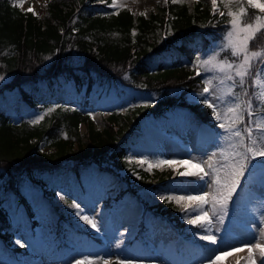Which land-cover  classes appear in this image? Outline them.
<instances>
[{
    "label": "trees",
    "instance_id": "1",
    "mask_svg": "<svg viewBox=\"0 0 264 264\" xmlns=\"http://www.w3.org/2000/svg\"><path fill=\"white\" fill-rule=\"evenodd\" d=\"M110 3L111 0H50L48 13L40 17L14 7L12 0H0V76L8 77L0 82V98L14 92L6 101L0 99V264H20L26 252L12 246V238L24 225L6 205L11 193L20 195L26 176L42 174V180L47 181L68 173L83 204H96L107 190L115 188L118 197H138L130 176L121 173L129 167L122 141L130 137L128 133L138 139V133L132 132L135 128L147 127L142 131L146 137L140 148L155 155L166 137L164 120L168 124L165 128L192 125L201 140L225 142L212 110L188 100L191 95H199L207 77L193 75L194 66L200 65L194 61L197 56L204 59L218 50L230 19L229 8L237 11L244 7L249 15L264 13L247 4L233 3L227 8L221 4L225 10L221 17L218 12L212 14L210 0H199L193 10L186 2L174 4L168 0L158 4L149 15H135L127 7H107ZM228 54L225 51L222 56ZM116 81L136 93L131 102L114 105L104 119L103 129L96 128V121L89 115L88 99L83 106L75 107L59 102L56 95L60 87H77L79 92L86 86L90 94ZM137 93L150 96L142 101ZM239 99L243 105L244 96ZM40 109H46L43 119L33 123L34 113ZM150 116L160 123L159 128L146 124ZM232 138H236V145L239 138ZM42 144L55 149L43 151ZM235 148L243 151L239 146ZM140 171L144 178L151 175ZM91 173L92 177H100L102 184L91 191L90 197L85 180ZM167 175H156V189L168 191L177 187L178 180L167 181ZM108 199L103 200L107 203ZM164 205L162 202L151 208L145 203L152 217L165 214L169 222L182 223L175 207L171 203ZM43 214L31 220V242L40 243V233L34 227L45 222L48 233L44 245L58 250L56 264H63L66 238L71 237L83 238V257L99 256L106 260L120 250L113 247V240L128 250L149 252L142 239L149 219L134 237L113 238L112 243H104L97 236L76 229L57 205ZM28 215H35L30 206ZM118 256L113 264H118ZM105 260H93V264H105Z\"/></svg>",
    "mask_w": 264,
    "mask_h": 264
},
{
    "label": "rangeland",
    "instance_id": "2",
    "mask_svg": "<svg viewBox=\"0 0 264 264\" xmlns=\"http://www.w3.org/2000/svg\"><path fill=\"white\" fill-rule=\"evenodd\" d=\"M197 1L198 0H185V2L190 6L191 10H193L194 4ZM162 2H164V0H119L116 8L127 6L136 15L141 13L149 15L150 12ZM47 3L48 0H39L38 3L36 2V0H26L24 9L32 7L36 14H39V16L43 17L48 13ZM260 15L264 16L262 14ZM209 69H211V65H208L205 68L206 74L213 75V72L209 71ZM214 73L218 74L217 81H211L209 87L216 88L215 94L217 96H220L222 99H227L228 86L232 82L225 80V82L221 84L220 77H222L223 74L219 73L218 71ZM0 77H3L2 79H0V82H3L8 78L7 76L3 75ZM122 89L123 86L121 84L106 86L102 89V94L100 97H97L95 93L92 92L90 96V101L92 103L91 108L93 109L92 113L99 123L97 124L96 128L103 129L104 122L102 123V117L108 115L111 105L122 100L130 101L132 99L135 90H133L132 88H127L126 91H123ZM84 92L85 88L83 87L81 93ZM12 95H14L13 91L7 93L3 98L1 97L0 99L6 101ZM58 95L59 101L75 102L78 96V92L76 91L75 87H72L71 89H69V91L59 89ZM148 96L150 95L144 94L141 96V99L145 100ZM197 101L198 100L194 97H191L189 99V102L192 103ZM217 104L221 105L218 108V113L221 116V120L227 124L229 118H231L230 115L232 114L228 113L227 115H225V109L221 104V101H217ZM44 113L45 109L36 111L34 120H36L37 116H42ZM147 123L150 126H158V123L153 118L147 119ZM166 124L167 122H163V126H165ZM85 131L86 126L84 125L83 132ZM169 131L170 133L168 134L165 141L160 143V153L158 150V155L155 158L151 155V153L148 152L145 153L144 156L140 154V150L138 147L142 142H144V135L140 134L136 141H133L131 139L122 141V145L128 151L127 161L129 164V168L127 170L123 169L122 173L131 176V181L135 183L138 189V193L140 194L139 200L132 196L112 199V197L116 194V191L112 190L109 193V197L111 198L109 199L110 206H105L102 203L97 204V206L91 204L83 206L74 195L75 190L71 185L70 179L67 174H64L60 178L50 179L43 184H41L37 180L38 178H42V174H37L34 177L26 176L23 179L22 185L20 187V195L11 193L6 200L8 211L12 215H14L15 219H18L24 225V228L14 235L12 239V245H31L35 248L36 252L39 251L35 254H24L20 263L54 264L56 257L55 253L51 249L45 248V246L43 245V238L39 246L32 243L30 240L33 229L31 220L38 216L42 217V215H44L43 213L45 212L53 211L54 205L60 206V208L68 215L69 220L72 221L77 228L90 231L94 234L96 233L102 235V230L106 231L105 227L108 225L109 221L111 223L112 233L106 231V234L109 233L110 239L115 237L117 240H121L126 236L134 235L140 228L144 216L146 215L145 217H149V214L147 212L142 214L141 200L149 201L151 205H155L159 201H161L159 199L161 195H167L170 193H174L177 195L186 193L195 194V192L200 188L198 182H193L195 178H182L177 190L170 188L168 191H159L155 188V186L153 187L152 184L154 183V180L157 179L156 175H159L161 172H168L170 171V169H173L174 171L173 173H170V175H178V172L185 171V167L179 166L177 168H170L168 166H161L149 169L148 162H155L160 158L192 159L193 162H199L202 160H206L209 155H211L214 151H217L219 144L213 141L205 142L204 140H197V131L195 132L191 127L175 125L174 127L170 128ZM234 140H236V138L231 139L230 136L229 140L225 141L226 144L224 147L226 148V152H228V154H234L232 150L229 151V148L233 150L236 149L235 147H229V145L234 144ZM168 148H171L174 152L182 151L185 155L176 157V154H166L165 151ZM41 149L48 152L54 150L55 148L42 144ZM184 149H187L188 151L186 152ZM236 151L238 150L236 149ZM140 157H146L148 162L140 164L138 162V158ZM218 158L219 157H214V160ZM235 158L239 159V157ZM212 162L213 161H209V163ZM256 164L258 163H253V168H248L247 171H249V174L245 175L244 177L245 184L243 181V187H245L246 191L245 199L253 203L255 208H251L250 206L247 207V203L240 202V205H242V209L239 208L235 213L231 212L228 215L232 201L225 206L222 213L219 208L214 211L211 205L205 206L206 210L209 212V216L212 217V224L206 225V227H208L212 233H215L217 235L219 240V243L217 245H211L205 241L200 240L198 238V233L201 232V229L199 228L200 232L195 231L190 238L192 241H196L194 242L195 244L201 245H198L199 247H195L194 244L185 242V239L180 234H178L176 230L166 221H164L163 219H154L150 224V228L146 232H143V234L145 237L144 240H146L151 247L157 246L156 252L143 255L136 250H128L127 248H124L123 246H121V244H119L121 259L132 261L133 264H205V261L211 258L217 251L226 250L227 246L235 243L238 240L239 242H237L233 246L239 247L244 242L252 241L255 235V231L251 232L247 231L246 229H242L237 225V223L243 221L241 222L243 225L250 226V224L248 223H251L252 225H255V227H258L260 223V217L264 215V167H254V165ZM138 169L149 171L155 174V176L144 178L143 174ZM187 170L193 172L196 171V169L190 167ZM77 181L79 182V180ZM79 184L81 185L80 182L78 183V186ZM101 184L102 182L100 177H92V174L86 175L85 186L87 188L94 191L97 187H100ZM47 191H51V193H47ZM23 197L25 200H23ZM73 201H76V203L81 205V208L84 210V214H87L89 217L94 218V223H96L99 230L93 229L90 225L86 224L79 218V216L76 215L77 210L71 206ZM172 202L177 205L178 209H181L182 218L186 222L184 216V212L187 208L186 202L181 201L177 203L175 200H172ZM28 206L32 207L35 211V215L32 218L28 215ZM193 208H195V205H193ZM221 215L222 218L218 219L217 217ZM133 217L136 218L135 221H133ZM34 228L39 233H41V237H44V235L47 233L46 224L37 225ZM217 228L220 229L219 232H216ZM235 235H242L246 239H234ZM176 240L181 242V250L179 252H176L173 248V242ZM17 241H20V244H17ZM66 242L68 244V248L66 251V257L64 258V264H73L74 260L81 259V253L83 249V243H81L82 239L67 238ZM262 242H264V240H262ZM38 247L40 249H38ZM148 256H150V259L147 258ZM254 256L255 258H257V264H260L258 251H256ZM222 263L227 264L228 262L226 260H222ZM107 264H112L111 259L107 260Z\"/></svg>",
    "mask_w": 264,
    "mask_h": 264
},
{
    "label": "snow or ice",
    "instance_id": "3",
    "mask_svg": "<svg viewBox=\"0 0 264 264\" xmlns=\"http://www.w3.org/2000/svg\"><path fill=\"white\" fill-rule=\"evenodd\" d=\"M12 2L14 7L36 15L32 7L24 9L26 0H12ZM98 2L106 3V0H98ZM118 2L119 0H111L107 7L116 9ZM164 2L167 3L168 0H164ZM184 2L185 0H172L174 4ZM218 3L223 4L226 8L233 3L237 5L247 4L252 9H258L259 12L264 13V0H210L213 15L219 11ZM141 14L144 15L145 13ZM220 16L223 17L224 13L220 12ZM227 16L230 19L225 25L226 30L218 50L213 51L204 59L197 56L194 61V64L199 62L206 67L211 65L209 71L213 73L217 71L222 73L221 84L225 80L232 82L228 86L227 99L217 96L215 94L216 88L208 86L214 78L209 75L204 80L205 86L199 93L198 102L212 110L213 118L217 121L216 127L224 133V141H228L230 136L239 138L235 146L229 145V147L239 146L243 148V151H235L234 154L226 155V148L221 145L206 160L199 162H193L192 159L163 158L157 159L155 162H148L146 157L138 158L140 164L148 162L149 169L161 166L170 168L184 166L185 171L178 172L179 177L195 178L193 182H198L200 185L195 194L177 195L170 193L161 195L159 199L161 201L175 200L177 203L186 202L187 208L184 212L186 222L193 227L200 228L201 232L198 233V238L211 245H217L219 240L217 235L206 227V225L212 224V217L209 216L205 206L211 205L214 211L219 208L222 213L225 206L234 200L235 194L242 184V178L247 174L248 168L253 166L252 162L257 158L264 160V41L261 40V37H264V16L255 13L249 15L244 7H239L237 11H232L229 8ZM253 44H256L255 48L252 47ZM225 51H228L229 54L222 56ZM196 75H203L199 68L196 69ZM2 78L0 77V79ZM241 96L247 98L243 105L238 102ZM217 101H221L225 115L232 114L227 124L221 120L218 113V108L221 105L217 104ZM89 115L92 116L91 113ZM40 119H43V116H37L33 123ZM214 157L219 158L214 160ZM235 157H239V159ZM209 161L213 162L209 163ZM189 167L196 169V171H188ZM71 206L77 210L76 215L82 221L93 229L99 230L94 223V218L84 214L80 204L73 201ZM217 218L221 219L222 215ZM219 231L220 229L217 228L216 232ZM262 240H264V215L260 217V223L255 229L252 241L244 242L239 247L232 246L226 250L217 251L205 261V264H217L220 257H228L234 253L243 252L245 249H247L246 264H257L254 251H258L260 264H264V242ZM16 243L20 244V241ZM116 247L119 248L120 245L117 244ZM93 260H105V258L87 256L74 260L73 264H84V262L93 264ZM117 260L118 264H133L129 260H120L119 258ZM105 264H107L106 260Z\"/></svg>",
    "mask_w": 264,
    "mask_h": 264
},
{
    "label": "bare ground",
    "instance_id": "4",
    "mask_svg": "<svg viewBox=\"0 0 264 264\" xmlns=\"http://www.w3.org/2000/svg\"><path fill=\"white\" fill-rule=\"evenodd\" d=\"M38 1L39 0H36L37 3H38ZM184 150L186 152L188 151L187 149H184ZM165 152H166V154H173V155L176 154L175 155L176 157H179L180 155H185L182 151L174 152L171 148H168ZM135 220H136V218L133 217V221H135ZM254 231H255V227H254ZM234 239L245 240L246 238L244 236H242V235H240V236L239 235H235ZM237 242H239V240L236 241L235 243H232L229 246H227V249L229 247H232ZM255 253H256V251H254V254ZM222 260H226L228 262L227 264H237V261H239V264H246V262H247V249H245L243 252H240V253H234L233 255L228 256V257H223L222 256V257H220V260L217 262V264H224V263H222Z\"/></svg>",
    "mask_w": 264,
    "mask_h": 264
}]
</instances>
